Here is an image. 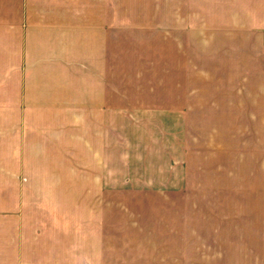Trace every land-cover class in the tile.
<instances>
[{
  "label": "crops",
  "instance_id": "crops-1",
  "mask_svg": "<svg viewBox=\"0 0 264 264\" xmlns=\"http://www.w3.org/2000/svg\"><path fill=\"white\" fill-rule=\"evenodd\" d=\"M161 108L168 238L112 239L106 191L159 189L114 179L120 134ZM191 117L218 119L213 143L198 128L197 185ZM191 194L231 200L197 223L224 245L222 218L229 253L186 252ZM0 264H264V0H0Z\"/></svg>",
  "mask_w": 264,
  "mask_h": 264
},
{
  "label": "rangeland",
  "instance_id": "rangeland-1",
  "mask_svg": "<svg viewBox=\"0 0 264 264\" xmlns=\"http://www.w3.org/2000/svg\"><path fill=\"white\" fill-rule=\"evenodd\" d=\"M140 118H137V120ZM148 120L149 124L153 126V132H145L136 135L134 133H121L120 137L123 138V146L118 147L119 150L124 154V165H112L111 170L114 175V179L125 181L127 177L132 184L134 178L145 176L152 177L153 175L157 176L155 185L159 187L156 191V195H153L152 191H148L150 196L136 194V191L127 190L120 191L119 188H111L106 193L111 194V198L107 201L105 198V206L110 207L108 211L111 212L109 222L111 223L110 237L112 239H147L149 237L158 238V239H167L168 238V213L166 211V192L164 188L167 186V171L169 170L167 165V116L165 115V109H159V116L152 117ZM228 122V123H226ZM234 119H223L222 122H219L223 131L226 132L229 125L233 126ZM218 125V119H207V124L204 122V119L199 117H191V128L192 132L190 134V142L192 147L199 145L202 141L200 140V133L203 135L206 132L207 138L213 143V138L211 134H214L213 127ZM243 123H246V119H239V126H242ZM198 128L202 129L198 133ZM229 129V128H228ZM195 131V132H193ZM201 135V136H202ZM117 147V145H116ZM118 148L112 150L115 152L116 157L122 155ZM199 148L194 147L191 149L190 155L192 159V176L193 185L198 184V174H199ZM208 153V152H207ZM148 156V157H147ZM208 153L207 160H203L205 165L211 166L215 162L220 161L221 157L215 159L210 157ZM146 157L147 159H143ZM150 158V159H149ZM154 159L155 166L148 164L147 160ZM153 172V173H152ZM172 172L169 171V174ZM226 175L230 176L228 172ZM128 185H130L128 183ZM97 189H95V192ZM96 195V193H95ZM226 197L216 198L214 196H209L206 200L196 199L191 194V197L186 200L190 201V204L187 207L188 212H190V218L192 216L191 227L186 225V234L191 237V245L187 246L186 252L190 253H224L231 251L230 239V226H226L224 220L221 218L220 222L217 225L220 227L221 231H218V242L221 243L222 239L225 243L224 245H214L211 243V238L207 237L205 242L208 245H203L202 239L200 238V230L198 227V215L200 212H212V209L215 207L211 206H201V201L218 203L220 202L219 210H224L228 212V206L231 203L230 199H225ZM81 204V203H80ZM210 208V209H208ZM108 217V215H106ZM177 218L180 216L175 215ZM240 220V219H239ZM176 223V221H174ZM198 223V224H197ZM237 224V223H235ZM194 228V229H193ZM213 238V237H212ZM121 243V242H120ZM127 243H132L128 241ZM227 243V244H226ZM136 247V248H135ZM156 247V249H154ZM114 248V247H113ZM119 248V247H116ZM128 251H134V248L140 250V252H166V246H130L127 245ZM245 250V247L244 249Z\"/></svg>",
  "mask_w": 264,
  "mask_h": 264
}]
</instances>
